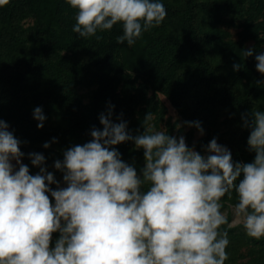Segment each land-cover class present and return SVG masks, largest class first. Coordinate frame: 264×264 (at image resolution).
Listing matches in <instances>:
<instances>
[{
  "label": "trees",
  "instance_id": "obj_1",
  "mask_svg": "<svg viewBox=\"0 0 264 264\" xmlns=\"http://www.w3.org/2000/svg\"><path fill=\"white\" fill-rule=\"evenodd\" d=\"M159 2L167 10L165 20L131 47L117 43L119 24L98 31L100 40L79 37L72 31L76 10L66 0L0 5V119L21 141L30 174L39 168L28 154H42L43 166L61 187L63 172L54 162L63 161L68 148L89 142L93 128L102 130L99 116L110 106L112 121L127 122L132 136L145 132L143 119L152 112L157 131L183 136L202 155L215 138L234 162L254 160L244 118L264 111V75L255 60L264 53V0ZM248 49L254 54L246 58L242 50ZM234 63L242 68L234 71ZM36 107L46 116L42 129L33 118ZM186 122H199L203 135L195 137L199 130ZM114 147L141 174L144 150L132 141ZM221 202L235 205L236 193ZM221 230L230 241L225 264H264V238H249L242 225ZM58 236L53 234V246Z\"/></svg>",
  "mask_w": 264,
  "mask_h": 264
},
{
  "label": "clouds",
  "instance_id": "obj_2",
  "mask_svg": "<svg viewBox=\"0 0 264 264\" xmlns=\"http://www.w3.org/2000/svg\"><path fill=\"white\" fill-rule=\"evenodd\" d=\"M66 2L76 10L72 31L79 37L100 40L98 31L119 24L123 34L116 41L129 47L167 16L159 0ZM242 51L246 58L254 54ZM255 60L264 75V53ZM241 68L234 63V71ZM113 107L99 116L102 130L93 128L89 142L68 148L63 161L54 162L66 187L43 166L42 154H28L39 168L30 174L21 141L0 119V264H225L230 241L221 230L228 223L221 201L233 191V214L245 234L264 238V111L244 118L255 156L240 163L215 138L202 155L183 136L157 131L152 112L143 119L145 132L132 136L127 122L112 121ZM33 118L42 129V108L34 109ZM186 123L203 135L199 122ZM127 141L144 150L141 174L114 147ZM54 233L59 236L53 246Z\"/></svg>",
  "mask_w": 264,
  "mask_h": 264
},
{
  "label": "rangeland",
  "instance_id": "obj_3",
  "mask_svg": "<svg viewBox=\"0 0 264 264\" xmlns=\"http://www.w3.org/2000/svg\"><path fill=\"white\" fill-rule=\"evenodd\" d=\"M172 115L175 117V113L173 111H172ZM200 135L201 134L199 131L195 132V137H199ZM13 164H15V161H13ZM60 185L61 187H66V184L63 181V177L61 178ZM233 209H234V205L230 203H226V205L223 206L222 208V211L226 214L228 219V223L226 224L228 227H236L241 225V222L234 217Z\"/></svg>",
  "mask_w": 264,
  "mask_h": 264
}]
</instances>
